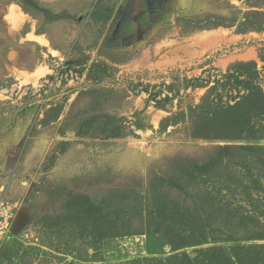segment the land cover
Returning a JSON list of instances; mask_svg holds the SVG:
<instances>
[{
    "label": "rangeland",
    "instance_id": "obj_1",
    "mask_svg": "<svg viewBox=\"0 0 264 264\" xmlns=\"http://www.w3.org/2000/svg\"><path fill=\"white\" fill-rule=\"evenodd\" d=\"M227 74L264 99V0H0V202L12 208L0 264H169L147 214L184 196L200 210L203 188L160 179L231 156L219 146H264L213 139L219 120L201 109L247 93ZM253 176L264 186V170ZM203 186L224 196L215 213L240 204L264 224L259 190ZM207 241L178 252L223 245Z\"/></svg>",
    "mask_w": 264,
    "mask_h": 264
},
{
    "label": "trees",
    "instance_id": "obj_2",
    "mask_svg": "<svg viewBox=\"0 0 264 264\" xmlns=\"http://www.w3.org/2000/svg\"><path fill=\"white\" fill-rule=\"evenodd\" d=\"M225 77L233 80L235 87L241 84L247 93L241 95L240 99L232 105L230 102H227L224 106H219L221 105L219 104L215 107V104H212L214 107H211L210 111H206L204 108L201 109L205 111L204 114L211 113V115H217L219 121L218 125L215 126L216 129L213 128V131H215L213 139H223L221 138L223 137L221 136L222 134L230 133L226 134V140H264V124H261L260 119L264 118V99L261 98V89L253 85V79L239 80L229 74ZM253 99L260 101L255 105L251 102ZM249 104L254 107H248ZM236 110L240 111L238 116L230 114ZM254 119L257 121H253ZM217 149L218 153L230 152L231 156L225 159L221 155L213 156L207 162L201 164L192 163L189 166H184V170L179 176L160 179L166 185L167 190H178L179 192L188 193L192 186H201L203 188L202 193L199 194L200 210L195 207L192 208L191 204L187 201L190 198L184 196L183 203L172 199L170 203L164 201L168 205L163 204L164 202L157 199L156 205H154L157 211L152 210V212L147 214L150 230L153 226V230L147 233H152V236L157 237L158 243L161 244L163 242L171 246L172 255L167 260V262H170L169 264H264V243L260 244V242L264 241V224L261 225L262 223L257 221L254 216H248L247 214L250 211L244 210L241 212L242 206L240 204L236 205L233 209L228 208V206L230 207L229 204L228 206L225 205L223 210L219 209L216 211L218 213H215L214 207L220 205V201L215 200L216 197L221 196L224 198V196L221 193H217L214 197L212 193H207L203 186V184L209 183L213 187L218 186L220 189L233 187L236 191L245 193L249 200L254 195L253 192L259 190L261 200L264 199V186H256L260 184L258 178L251 180L254 177L253 171L260 173L261 170H264V146H219ZM239 151H243L241 155H234V152ZM255 157L261 159V169L249 167ZM243 169H246V173H243ZM236 171L242 173V177L239 179L233 176ZM219 172L225 175L224 178L219 177L221 175ZM227 184L231 186L227 187ZM163 186L160 185V187ZM167 196L168 193L165 194V197ZM251 199L253 200L254 198L252 197ZM194 203L196 202H192V204ZM260 206H256L255 209H259ZM236 207L238 208L234 210ZM160 209L166 210L162 214ZM221 214L225 215L231 224L228 223L227 226H222L218 229L217 226L223 223L215 219ZM260 214L264 215V212L262 211ZM187 221L189 223L186 224V227L189 228V231L184 230L183 226ZM233 221L237 222V224H234ZM208 226L210 232L205 233L204 229ZM237 227L245 230L249 229L254 233L237 239L234 237L236 233L234 230ZM195 229L200 231L199 234H197ZM205 234H208L206 238H210V243H223V245L201 248L197 251L195 257H190L185 251L178 252L190 246L206 245L208 241L206 242ZM215 234H222L223 236L218 235L214 237L213 235ZM107 236V232H101L97 238L104 239ZM249 242L254 243L250 244Z\"/></svg>",
    "mask_w": 264,
    "mask_h": 264
},
{
    "label": "built area",
    "instance_id": "obj_3",
    "mask_svg": "<svg viewBox=\"0 0 264 264\" xmlns=\"http://www.w3.org/2000/svg\"><path fill=\"white\" fill-rule=\"evenodd\" d=\"M11 216V205L6 202H0V236L7 231L12 218Z\"/></svg>",
    "mask_w": 264,
    "mask_h": 264
},
{
    "label": "bare ground",
    "instance_id": "obj_4",
    "mask_svg": "<svg viewBox=\"0 0 264 264\" xmlns=\"http://www.w3.org/2000/svg\"><path fill=\"white\" fill-rule=\"evenodd\" d=\"M45 43V42H44Z\"/></svg>",
    "mask_w": 264,
    "mask_h": 264
}]
</instances>
